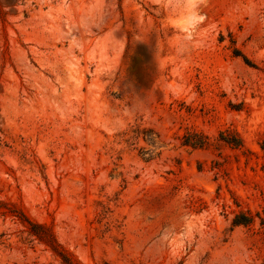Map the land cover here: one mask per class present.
Segmentation results:
<instances>
[{
	"label": "rangeland",
	"instance_id": "374dc122",
	"mask_svg": "<svg viewBox=\"0 0 264 264\" xmlns=\"http://www.w3.org/2000/svg\"><path fill=\"white\" fill-rule=\"evenodd\" d=\"M180 3L0 0V264H264V0Z\"/></svg>",
	"mask_w": 264,
	"mask_h": 264
},
{
	"label": "clouds",
	"instance_id": "9594fccd",
	"mask_svg": "<svg viewBox=\"0 0 264 264\" xmlns=\"http://www.w3.org/2000/svg\"><path fill=\"white\" fill-rule=\"evenodd\" d=\"M179 9L178 18L172 22L182 33L183 41H193L204 17L199 11L200 0H183L177 4Z\"/></svg>",
	"mask_w": 264,
	"mask_h": 264
},
{
	"label": "trees",
	"instance_id": "16d2710c",
	"mask_svg": "<svg viewBox=\"0 0 264 264\" xmlns=\"http://www.w3.org/2000/svg\"><path fill=\"white\" fill-rule=\"evenodd\" d=\"M250 219L248 218H245L243 220H240L239 217L237 216L234 220H233V224L234 225H248L250 223ZM35 229L37 231H35ZM40 232H43L42 235ZM45 232H47V228H45L44 225L42 224H34L32 225V231H31V234L35 237H37L38 240L44 242L47 244V241L44 239L43 237V234H45ZM52 246H55V245H52ZM53 252L61 258L63 264H73L70 260V258L68 257V255L64 254V253H60L58 250H57V247H51Z\"/></svg>",
	"mask_w": 264,
	"mask_h": 264
}]
</instances>
